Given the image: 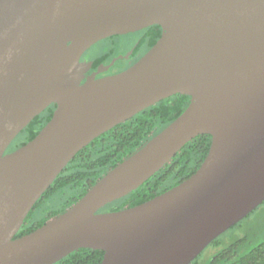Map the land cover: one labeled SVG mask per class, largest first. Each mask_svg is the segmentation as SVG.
Returning <instances> with one entry per match:
<instances>
[{
    "label": "water",
    "instance_id": "obj_1",
    "mask_svg": "<svg viewBox=\"0 0 264 264\" xmlns=\"http://www.w3.org/2000/svg\"><path fill=\"white\" fill-rule=\"evenodd\" d=\"M158 42L127 70L83 84L85 53L151 26ZM186 110L63 214L21 238L28 215L75 156L157 103ZM51 121L7 153L32 121ZM201 167L135 207L139 189L195 138ZM264 203V0H0V264H56L81 249L102 264H192Z\"/></svg>",
    "mask_w": 264,
    "mask_h": 264
},
{
    "label": "trees",
    "instance_id": "obj_2",
    "mask_svg": "<svg viewBox=\"0 0 264 264\" xmlns=\"http://www.w3.org/2000/svg\"><path fill=\"white\" fill-rule=\"evenodd\" d=\"M162 32L158 25L146 28L139 43L132 50L133 54L147 53L158 42ZM115 39L118 38L112 37L99 43L111 40L114 42ZM113 49L114 47H109L106 53L87 62L86 73H91L108 63L114 55ZM190 102L191 97L188 95H175L147 108L95 139L75 156L36 203L15 238L34 232L78 203L107 172L143 148L154 136L175 121ZM56 107L52 105L36 117L13 141L7 153L32 141L51 121ZM211 144L210 135L198 136L189 142L170 164L139 189L107 205L101 211H120L135 207L176 187L197 172L208 156ZM242 222L217 238L192 264H264V236H250L248 233L240 235L235 229ZM233 230L235 233L231 238ZM104 255L100 250L81 249L56 264H102Z\"/></svg>",
    "mask_w": 264,
    "mask_h": 264
},
{
    "label": "rangeland",
    "instance_id": "obj_3",
    "mask_svg": "<svg viewBox=\"0 0 264 264\" xmlns=\"http://www.w3.org/2000/svg\"><path fill=\"white\" fill-rule=\"evenodd\" d=\"M138 40H139V35L132 34L124 38L115 39L114 42L107 41L105 43H98L94 45L85 54V60L83 61L84 66L82 68V73L80 78H82V76L85 77L86 75V72L88 70L87 62L106 53L109 47H120V49L123 50L124 52H130L131 50L134 49ZM235 231H238L240 235L248 233L250 236L254 234H258L259 236H264V203L256 211H254L249 217H247L241 223V225L235 229ZM235 231L233 230L232 232L233 234L231 238L234 236Z\"/></svg>",
    "mask_w": 264,
    "mask_h": 264
},
{
    "label": "flooded vegetation",
    "instance_id": "obj_4",
    "mask_svg": "<svg viewBox=\"0 0 264 264\" xmlns=\"http://www.w3.org/2000/svg\"><path fill=\"white\" fill-rule=\"evenodd\" d=\"M143 32H145V29L141 30V31H138V32H135V33H129V34H126V35H118V36H113L115 38H124L128 35H132V34H136V35H139V40L137 42V44L139 43L140 41V36L143 34ZM112 38V37H110ZM110 38H107V39H110ZM105 39V40H107ZM103 40V41H105ZM111 42H113V40H111ZM98 44V43H97ZM136 44V45H137ZM114 55L112 57V59L104 64L101 68L97 69V70H94L92 71L91 73H86L85 77L82 76V78H80V82L83 84L92 74L96 73V72H99L101 71L105 66H108L110 65L114 59L118 58L116 64L110 69L108 70L107 72L105 73H102L100 74L97 78H104V77H108V76H112V75H115V74H118V73H121L125 70H127L128 68H130L131 66H133L135 63H137L145 54H133L134 52H132V50L130 52H124L123 50L120 49V47H114V49L112 50ZM148 52V51H147ZM87 53V52H86ZM85 53V54H86ZM85 57V55H84ZM83 57V58H84ZM82 62H83V59H82ZM82 68H83V65H81V69H80V77H81V73H82ZM171 98V97H170ZM169 98V99H170ZM128 208V207H127ZM102 212V211H101ZM109 212V211H108Z\"/></svg>",
    "mask_w": 264,
    "mask_h": 264
}]
</instances>
